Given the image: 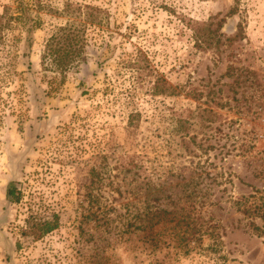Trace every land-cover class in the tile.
<instances>
[{"label":"rangeland","instance_id":"1","mask_svg":"<svg viewBox=\"0 0 264 264\" xmlns=\"http://www.w3.org/2000/svg\"><path fill=\"white\" fill-rule=\"evenodd\" d=\"M64 1H0L37 22L27 49L20 25L6 32L11 55L2 61L13 70L0 69L1 94L14 105L0 111V264H264V0H239L234 13V0H75L92 6L86 60L58 72L40 58L44 42L84 16H69ZM197 26L223 32L217 47L194 43ZM158 76L196 96L152 93ZM129 97L141 114L132 134L123 128ZM196 105L217 116H195V152L178 153L176 119ZM10 180L22 182L23 199L58 212V227L25 236L27 200H8ZM120 181L121 195L112 189ZM129 181L146 182V200L158 195L165 209L195 205L201 238L184 244L166 222L152 227L155 244L117 220L88 218L89 188L119 208Z\"/></svg>","mask_w":264,"mask_h":264},{"label":"trees","instance_id":"2","mask_svg":"<svg viewBox=\"0 0 264 264\" xmlns=\"http://www.w3.org/2000/svg\"><path fill=\"white\" fill-rule=\"evenodd\" d=\"M238 3L239 0H234V5L230 9L231 13L237 11L239 8ZM0 5L2 6L0 10V69L3 66L8 65L9 67L5 71L10 74L13 70L10 68V63L6 64L2 61V57L5 56L8 58L11 55V50L9 49L10 43L6 37V32L13 28L15 23L20 25L24 33V48L27 49L32 46V33L33 29L37 26V22L34 21V15L31 14L26 7L16 8L14 12L13 10L10 11V6L8 4L0 2ZM81 6L85 7L83 12ZM90 8H92V6L89 3L81 4L75 0L64 1L63 11L72 17H77L83 14V21L73 19L57 26L51 32L46 38L41 51L40 58L43 62L47 61L50 64H53L58 72H63L71 66L77 65L80 62H85L86 56L84 53V47L87 44L85 20H91L93 13L90 11ZM205 25L206 27H209V24L206 23ZM193 34L194 43L202 48H208V46L213 44L214 39V45L217 47L216 44L219 36H223V32L221 31L217 32L210 30L209 28H207L206 31V28L202 26H197L194 29ZM226 40L230 43L232 39L230 36H226ZM130 65L139 67L134 61L131 62ZM245 72L249 74L254 73L256 75L255 71L253 72V70L247 68L245 69ZM6 83L7 79L5 80L0 73V111L4 106L11 109L14 107L11 100L4 98L1 94L2 86ZM182 91L193 97H195L197 93L195 92V88L189 87L186 89L184 84L179 85L175 89V86H172V84L163 76H158L156 80H154L152 86V93L154 94L172 95L180 94ZM219 105L222 106L223 103H220ZM125 107L127 108L126 123L123 128H125L128 134H132L137 128L141 114L131 101V97L125 102ZM195 116H200L204 121H212L213 117L217 116V112L208 105H196L195 108L188 110V117L178 116L173 132V140H175V143L178 146V153L181 152L185 155H192L195 152V149L192 146V144L195 143V140L194 135L191 132V127L194 124L193 118ZM204 126H207V124ZM96 170L97 169L91 166L88 169V172L93 177L98 176V180L100 181L102 179V174L99 170H97V172ZM133 179L134 178H132V180ZM128 183H130L131 186L125 190L128 195L127 199L124 203L118 206L119 208L112 204L111 201L108 202L106 200L107 198H104L101 194H99V196H94L90 190L91 188H89L86 194L89 210L87 214L88 218L97 219L99 225L106 227H109L111 222L117 220V223L124 225V230L132 232L142 231L145 233V236L155 244L160 242L161 238L157 230L152 233V227L166 222H173V224L170 225V228L173 230V234L176 236L177 240L183 241L184 244L188 245L191 238H201L202 233L200 228L202 227L203 222L198 223V217H193L189 210V208L196 209L195 205L187 204V206L181 209V213L179 214V212H176L175 208L165 209L162 207L158 195L155 197L154 203H149L148 200H146L147 196H145L143 192V189L146 190V182L132 183L129 181ZM159 186V183L153 186L156 192L159 190ZM121 187L122 181L118 182V184L113 186L112 189L121 195ZM24 193V185L22 182L17 180L8 181L5 188V194L8 200L11 203H22L27 200L29 213L24 219L25 227L22 230L23 234L33 240L57 228L59 225V213L53 210L49 204L30 201L33 199L31 194H29L30 200L23 199ZM118 209H121L122 211H119ZM253 210H257V205H254ZM111 211L115 213V217L109 215ZM254 227L257 229V226ZM197 231L200 232L195 236L194 233ZM21 246V242L17 241L16 247L19 248Z\"/></svg>","mask_w":264,"mask_h":264}]
</instances>
